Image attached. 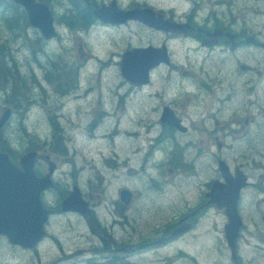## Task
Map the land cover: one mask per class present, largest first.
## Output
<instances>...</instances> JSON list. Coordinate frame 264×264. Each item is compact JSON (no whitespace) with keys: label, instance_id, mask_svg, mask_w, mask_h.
Listing matches in <instances>:
<instances>
[{"label":"flooded vegetation","instance_id":"1","mask_svg":"<svg viewBox=\"0 0 264 264\" xmlns=\"http://www.w3.org/2000/svg\"><path fill=\"white\" fill-rule=\"evenodd\" d=\"M187 1L192 4L191 7L179 10L176 7L150 0H144V3L118 0L119 5L126 10L134 9V7H151L157 15L163 13L169 20L181 24L176 30L171 26L167 29L149 26L139 20H130L124 24L106 23L104 25L105 27H125L136 24L161 35L159 42H146L144 45L133 46H153L150 52L155 56L158 64L151 69L149 81L142 86L126 82L130 84V92L140 91L152 84L154 74L158 69L171 68L176 73L173 77L179 80L176 92L170 96L165 93L158 95L163 100L159 117L162 130L160 139H175L178 145L183 144L181 147L184 151L195 146L196 153L189 158L181 157L179 152L173 154L176 160L169 163L170 173L173 174L169 176L175 181L180 179V183L173 180L172 183L165 182L161 167L167 165L166 161L152 166L151 170L159 174L145 171L143 166L142 170L145 176H148L150 184L153 183L149 191L160 196L165 197L170 194L173 197L172 201H166L163 206L170 203V208L186 209L176 212L171 218L172 222L169 219L161 222L153 220L154 224H157L155 225L156 230L150 232L147 242L136 244L132 234V230H135V214H131L132 205L138 196L136 187L128 188L132 191H130L132 197L128 206L123 202L122 190L124 188H122L111 205L107 204L105 207L103 201L92 203L84 191L85 184L83 183L81 185L83 197L92 209L90 215H84L62 210L63 199L78 184L77 174L71 173L75 181L65 187L57 178L56 172L54 175L56 185L43 192V201L51 209L50 221L60 216L77 217L81 220L84 230L86 227L93 231L96 235L95 243L99 246L109 240L112 244L118 241L128 251L147 247L156 251L158 255L165 247H174L178 241L188 235L202 234L201 224L203 222L207 224L206 220H209V215L217 212L219 216L217 222L222 224V232L219 233L220 242L225 243L231 264H254L255 261L264 264V0H255V4L252 5L253 11L249 16L244 17L243 4L245 7L249 6L245 0H240L239 14H234L231 8L229 12L208 9L212 6L228 5L231 7L236 4V0H202L203 4L198 0ZM5 2L6 0H0V27L3 30L0 32V64L8 59L9 42L16 43L19 50L23 51L30 45V39L34 40L29 28L23 30L19 25L16 31L8 29ZM103 2L109 3L111 0L100 1V3ZM71 22L70 27L77 25L74 24V19ZM87 34L85 32V36ZM10 48V59L15 63L17 59L13 53V45ZM33 54L34 52H31V56ZM180 56L188 59L190 56L195 57V62L188 61L191 69H188L187 63L178 59ZM35 62H38L36 58ZM98 62L102 68L107 66L101 59ZM69 64L73 70L80 68L76 62L72 64L69 61ZM178 68L185 70L184 76L179 74ZM10 82L11 93L4 99L0 98V117L5 109H11L10 119L4 126H0V151L7 152L11 161L22 167L21 158L24 153L12 150L7 138L15 137L19 133L30 135L24 129L22 122L28 116L35 101H38L36 92H38L39 80L33 75L29 81H25V84L20 81L19 88L14 85V78H11ZM5 85H7V77L3 72L0 76V93L4 91ZM15 91L19 103L12 99ZM243 95L250 104L245 113H243L241 104H238L243 103ZM126 96L127 94L117 91L106 94L104 99L106 104L111 100L113 103L117 102L118 105H122ZM193 100L201 104L209 103V110L203 112L197 122L191 125L179 113V110L186 109ZM84 106L86 107L87 104ZM23 108L25 111L21 113ZM20 116L22 122L19 120ZM176 117H180L186 124V130L182 129ZM192 127L195 129V134L198 131L206 133L208 142L203 136L191 142L192 145L179 140L189 138L185 136L191 133ZM181 135L184 137L182 138ZM25 139L33 138L26 136ZM156 140L151 139L150 144ZM236 144H240L237 150ZM31 145H28L25 150L29 151ZM206 146L207 150H205ZM48 161L47 155L41 152L35 167L38 176L48 173ZM137 174L143 176L140 168L136 172L134 169L128 175L133 177ZM149 181L146 186L149 185ZM85 182L93 183V180L90 178ZM232 188L234 191L238 188L237 205L243 222L238 238L237 260L232 258L231 249L224 240L225 226L230 219L226 216L229 200L223 192H231ZM54 194H58V198L52 202ZM213 198H218V202L212 201ZM104 208L109 214L106 219H102L99 213ZM117 231L126 232L127 237L123 236L120 240L119 236L114 233ZM209 234L211 233L208 232ZM34 251H38V248L26 249L11 242L7 235L0 233V264H24L23 253ZM181 252H183L182 249L178 251L175 248L164 254L166 257H162V264H173L175 260L169 259V256L180 255ZM156 259L160 260L159 257ZM35 262L39 264V257ZM132 263L135 262H129V264ZM188 264H201L199 255H192Z\"/></svg>","mask_w":264,"mask_h":264},{"label":"rangeland","instance_id":"2","mask_svg":"<svg viewBox=\"0 0 264 264\" xmlns=\"http://www.w3.org/2000/svg\"><path fill=\"white\" fill-rule=\"evenodd\" d=\"M151 1L176 6L179 10L187 9L192 5L187 0ZM245 2L249 6L245 7V4H243V17L249 16L250 12L253 11L254 7L252 5L255 4V0H245ZM240 5L241 1L236 0V4L231 7L224 5L222 7L212 6L210 8L214 11L222 12H229V8H231L234 14H239L241 9ZM1 31L3 30L0 27ZM30 33L35 38L37 37L34 28L30 29ZM87 35L85 38H78L70 32L68 36L66 34L63 35V40L58 37L50 41L43 40L47 53L53 57L58 56L59 59H63L66 62L70 61L72 64L76 62L80 65L79 77L81 84L93 83L96 87L95 92L89 95L88 101L85 98L86 92L80 98L77 97V93L75 92L72 95V100L66 97L62 103L65 107L61 113L64 117L61 119V123L65 133L71 137L70 147L73 153V161L66 162L63 157L55 154L54 159L58 160L57 178L65 187L73 183L75 180L71 175L73 173L71 169L73 168V164L76 163L78 168L76 172L77 183L80 187L83 183L85 184L83 187L85 188L84 191L90 197L92 203L103 201L105 207L107 204L111 205L122 188L136 187L138 196H136L135 203L132 205L131 213L135 214V230H132V234L134 235L135 241L139 242L143 236L149 237L151 223H154L153 220L161 222L169 219L172 222L173 219L171 218H173L176 212H181L186 209L178 207L170 208V203H166L163 206L166 201H172L173 197L170 194L164 197L149 191L150 186L153 184H150L148 176H145L141 167L144 154L149 149L150 140L154 139V136L158 132H161L159 117L163 100L158 95L165 93L167 96H170L175 93L179 80L173 78L176 73L171 68H160L155 72L152 84L148 88L130 92V84L121 76L119 59H121L124 51L133 46L144 45L146 42H159L161 40L160 34L151 32L139 25L131 24L125 27L97 26ZM13 45V53L19 63L20 70L23 76L27 77L25 81H28V78H31L33 75H38L40 81L45 83L46 81L43 78L45 70L40 68L43 67V63L38 60L32 67L27 53L19 50L16 43ZM93 55L102 58L105 64L108 63L104 70L100 69L101 64L97 60H88ZM178 59L187 63L188 69H191L188 61H196L193 56H190L189 59L180 56ZM42 60L46 63L48 58L43 57ZM177 71L184 76L185 70L178 68ZM170 77L172 79H169ZM48 87L49 90L45 92H42L41 89L36 92L39 104L37 107L32 108V113L30 114L33 119L34 115H36L38 120L41 118V121L36 124L31 120L28 122L29 130H36L40 133V137L43 138H50L52 135V129L50 128L51 122L50 125L46 122L48 115L53 113L50 110L52 107L61 104V97H57L54 86L50 84ZM117 91L127 94L125 102L122 105H118L116 102L113 103V101L109 100L106 105L115 110L112 113H108L102 121V124L97 128L96 133H93L90 129V122L95 115L93 112L94 108H92L94 104L93 99L97 95L105 98L106 94ZM85 104H87L86 107L84 106ZM208 104H201L193 100L187 105L188 107L186 109L179 110V113L192 125L193 122H197L203 112L209 110ZM238 104H241V107H243V113L248 110L247 106H250L245 95H243V103ZM117 125L120 128L118 132L115 128ZM122 127L125 130H131L134 135H124L123 132L125 130H122ZM201 136L208 142L206 133L198 131L195 134V129L192 127L191 133L185 136L189 138L179 140L185 143L193 142ZM181 137L183 138L184 136L181 135ZM15 138H9V141L15 143L16 149L23 150L28 139H25L26 136L21 133L16 135ZM207 146L205 150H207ZM239 147L240 144H236V150ZM195 153L196 149L193 146L190 155L194 156ZM158 154L167 157L165 149ZM109 161H113L115 166ZM131 166H138L143 176L133 175V177H129L128 174L132 172ZM161 168L163 169L165 182L169 181L172 183V180L178 183L181 182L180 179L175 181L173 177L169 176L171 174L170 165H165ZM81 170L82 172H80ZM101 175L104 177V183L102 181L100 182ZM91 177L94 180L93 183L85 182V180L88 181ZM147 181H149L148 186H146L148 184ZM57 198L58 194H54L52 202ZM99 213L102 219H106L109 216L105 208L100 210ZM218 217L217 212L209 215V220H206L208 221L207 224L203 222L200 226V232L202 234H198V236L193 234L188 235L178 241L174 247H165L160 252V255L163 256L176 248L178 251L182 249L188 254V257L179 258L175 262L176 264H188L189 257L194 254L199 255V262L201 264H215L217 261L218 263L231 264L228 258L227 247L224 242H220L221 235L219 233L222 232V224L220 225L217 222ZM121 232L117 231L116 233L120 240L123 239V236L127 237L125 235L127 234L126 232ZM208 232L211 234L208 235ZM49 233L50 236L40 245L38 251L23 253L24 264H36L35 260L39 255L44 261L54 260L63 253V245L66 248H73L78 244L83 245L85 240L82 235L86 236V240L89 242L93 235V231L90 229H86L85 227L84 230L81 220L75 216H60L55 218L49 225ZM204 233L205 235L203 236ZM53 235H57L61 239L62 246L54 240ZM151 247L153 248V246ZM154 253L155 251L149 256L147 255L148 253L141 252L135 254L134 258L138 264H145L149 259L152 261L156 258L153 255ZM121 254L122 256L125 255V257H128L131 253L122 251ZM254 264H259V262L255 261Z\"/></svg>","mask_w":264,"mask_h":264},{"label":"water","instance_id":"3","mask_svg":"<svg viewBox=\"0 0 264 264\" xmlns=\"http://www.w3.org/2000/svg\"><path fill=\"white\" fill-rule=\"evenodd\" d=\"M89 2V0H85ZM23 5L28 11L31 23L39 27L42 33L51 38L56 35L53 15L49 6L37 0H14ZM95 14L102 20L109 22H125L131 18H138L158 28L169 27L167 20L154 18L147 10L134 9L125 11L113 1L110 5L96 6ZM173 25V24H171ZM153 47L135 48L123 55L121 62L122 75L131 83L143 85L149 81L152 67L157 65L155 56L151 55ZM7 111L1 120V125L9 118ZM37 152H29L22 158L23 168L14 165L6 153L0 152V232L5 233L12 242L25 247L36 246L45 236V224L49 219L50 209L42 201L43 190L54 186L51 178L56 168L50 163V172L44 177H38L35 172ZM229 200L227 214L230 222L226 225V237L236 258L237 239L240 235L242 220L238 213V188L231 192H223ZM123 198L129 202L130 194L124 193ZM218 198L212 201L218 202ZM64 211L73 210L83 214H90L89 204L83 199L81 191L75 187L74 191L63 200Z\"/></svg>","mask_w":264,"mask_h":264},{"label":"trees","instance_id":"4","mask_svg":"<svg viewBox=\"0 0 264 264\" xmlns=\"http://www.w3.org/2000/svg\"><path fill=\"white\" fill-rule=\"evenodd\" d=\"M42 1L50 2V0H42ZM71 1L72 2L74 1V3L78 6L79 10L81 11L80 14L78 15V17H80L82 14H85V16H87V17H93L91 12H90V9L88 7H86L81 2V0H71ZM5 15L7 17V25H8L9 30L16 31L20 25V21L22 18L24 19V22L22 24L29 26V22L26 19V17H27L26 11L21 6L13 3L11 0H6V2H5ZM94 19L95 18L93 17V20ZM74 21H75V18H74ZM65 22L72 24V22L69 21L68 19H66ZM37 41H39V46H41L42 39L39 38V39H37ZM8 46H9V44H8ZM39 48L41 49V47H39ZM60 60L61 59H56V60L53 59V61H51L50 65L54 66L53 71L55 74H57V75H55V77L58 79V85L65 92L68 89V81L71 78L70 74H74V70L73 69H71V70L65 69L64 66H61ZM3 72H5V74H6L7 81H10L11 78H16L17 74L19 72L18 64L14 63V61H12L10 59V50L9 49H8V59L0 64V76L3 74ZM51 77H54V75L52 73H48L47 78L49 80H55V79H52ZM12 99L15 102L19 103L16 91H15V94H14ZM62 136H59V137L56 136L55 137V140L61 139L60 141H57L56 145H55L56 148L57 147L60 148L59 150H61V152L65 151V149L63 148V145H62V141L64 139V137H62ZM55 263H58V261H56ZM103 264H119V263H118L117 259H113L112 261H110V262L107 261V263L105 262ZM124 264H127V263H124Z\"/></svg>","mask_w":264,"mask_h":264},{"label":"bare ground","instance_id":"5","mask_svg":"<svg viewBox=\"0 0 264 264\" xmlns=\"http://www.w3.org/2000/svg\"><path fill=\"white\" fill-rule=\"evenodd\" d=\"M129 135V134H128Z\"/></svg>","mask_w":264,"mask_h":264}]
</instances>
